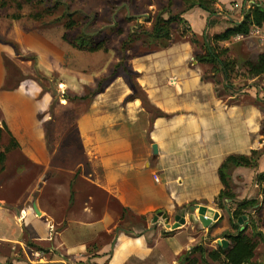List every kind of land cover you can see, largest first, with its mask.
I'll use <instances>...</instances> for the list:
<instances>
[{
	"label": "crops",
	"instance_id": "crops-1",
	"mask_svg": "<svg viewBox=\"0 0 264 264\" xmlns=\"http://www.w3.org/2000/svg\"><path fill=\"white\" fill-rule=\"evenodd\" d=\"M196 12L194 19L186 13L185 21L199 36L209 22L204 11ZM168 47L130 59L151 104L168 117L153 119L126 81L115 77L76 119L67 138L78 142L61 161L59 150L47 147L46 126L53 122L45 113L49 94L41 96L39 87L30 86L22 94V85L0 94V129L5 124L19 145V176L39 171L33 182L5 179L7 166L14 165L6 154L0 166V244L26 251L28 232L21 220L38 217L36 206L41 213L36 221L51 225L50 251L62 256L49 260L36 249L35 264H175L176 256L189 249L195 238L188 232L163 236L150 228L136 233L119 227L156 213L171 216L175 224L184 216L180 210L195 206L219 212L216 200L224 190L219 170L229 156H251L264 148V113L248 102L220 98L215 84L202 80L207 66H190L195 60L191 43ZM259 163L258 173L237 168L233 178L244 171L248 182L253 173H264V155ZM183 234L184 243L178 242Z\"/></svg>",
	"mask_w": 264,
	"mask_h": 264
},
{
	"label": "rangeland",
	"instance_id": "rangeland-1",
	"mask_svg": "<svg viewBox=\"0 0 264 264\" xmlns=\"http://www.w3.org/2000/svg\"><path fill=\"white\" fill-rule=\"evenodd\" d=\"M186 1L0 0V94L13 92L19 85H22V94L26 92V87L35 89L39 87V91L43 94L41 96L49 94V108L45 113L52 118L53 122L46 126L47 147L49 152L58 149L57 161H61L62 157L68 155L69 146L76 145L78 142L76 138H67V135L72 128L74 129L76 119L89 110L94 98L90 94L97 90L101 91L100 93L104 91L114 79L111 75L120 63L128 65L131 69L130 59L133 57L155 51H165L173 43H191L194 48L195 60L193 62L195 64L191 63L190 66H197L196 58L206 53L204 45L206 38L211 41L213 37L224 33L234 24L243 22L246 12L252 6L256 4L264 6V0H215L212 5L217 10V16L201 9L206 13L207 23L215 24L202 31L198 28L201 35H195L190 23L178 21L172 24L170 41L152 43L147 39L145 32L153 30L159 16L165 20L178 16L185 20L186 13L190 16L189 19L197 17L196 10L199 8L189 9ZM72 23L74 26L70 28L69 25ZM91 37L95 44L102 43L104 48L97 52H89L74 47L77 40H90ZM194 38L198 40V44L194 43ZM219 46L220 49L229 50L228 58L240 65L243 61L264 53V29L258 33L252 31L246 38L237 37L229 42L220 43ZM205 66L208 70L204 67L203 78L207 79L205 81H210L206 77L211 76L213 68L210 65ZM83 76L91 80L86 83L87 85L84 83ZM119 76L126 83L128 82L129 77L124 74L122 69L118 70L117 77ZM214 81L217 82L219 92L224 94L223 99L229 104L240 105L246 102L251 104L257 97L264 99V76L249 80L246 71L238 68L232 74L231 80L227 81V84L231 86V90L228 91L224 90L225 81L221 74ZM216 94L218 95L217 91ZM85 96L88 99H82ZM231 96L234 98L231 99ZM22 97L23 100L26 99V97ZM62 102L68 103V105L64 106ZM52 129H55L53 134ZM10 140V136L4 131L1 143L3 145L0 147V151L4 152L10 147ZM18 150L11 148L8 152L12 156L10 158H14V162H12L14 165L7 166V171H5L7 174L4 175V178L16 179L15 182L22 180L33 182L35 177H39L38 170H29L22 177L19 176L17 169L19 160L15 152ZM260 151L264 152V148ZM26 167L29 168V166ZM251 170L256 174L260 169ZM234 172L235 170L232 173V178ZM242 172L232 179L231 192L234 199L223 201L222 208L219 206L220 203L217 204L218 211L223 217L208 229H201L197 214H195L194 220H191L192 214L188 208L178 212L185 216L186 222L184 226L177 229H172L176 223L171 224L172 228L169 229L159 213L143 218H134L129 225H120L119 229L126 228L140 233L146 228H150L157 233H162L163 236L188 232L192 234L195 241H192L193 244L188 250L181 251L176 256L175 264H190L184 263L183 258L190 252L189 250L198 245H204L208 251L217 250L219 239L227 234L236 235L240 231L247 230V234L252 235V224L259 231L264 229V183L259 185L256 182L259 174L255 175L254 173L246 182L245 172ZM251 200L258 201L259 205L246 212L248 220L242 226L234 219L233 212L240 203ZM38 218L39 216H32L28 220L20 219L28 232V240L25 242L26 251L22 247L13 248L0 244L1 263L35 264L32 259L36 249L42 250L49 260L56 261L62 256L58 251H53V253L50 251L52 243L49 236L50 222L48 220L36 221L39 220ZM125 219H128L127 216ZM169 219L171 222V216ZM234 224L239 226L240 230H235ZM30 225H33V228H30ZM244 227L245 230L242 231ZM166 231L173 233L166 235ZM185 234L179 236L177 241L184 243L187 236ZM83 237L80 242L88 236ZM169 258L173 260L172 257ZM191 258L197 259L198 264H225L224 261L214 263L207 256L195 253L191 255ZM63 259L67 260L68 258L63 257ZM67 261L74 264V261ZM254 262L264 264V246L262 244L256 252Z\"/></svg>",
	"mask_w": 264,
	"mask_h": 264
},
{
	"label": "trees",
	"instance_id": "trees-1",
	"mask_svg": "<svg viewBox=\"0 0 264 264\" xmlns=\"http://www.w3.org/2000/svg\"><path fill=\"white\" fill-rule=\"evenodd\" d=\"M215 3V0H187L186 4L189 5V9L199 8L205 12L217 16V10L212 4ZM186 22L181 16L176 18H169L165 20L162 16H159L154 24L153 30L145 32L147 39L152 43H160L163 41L171 40V27L174 22ZM215 24L210 23L209 27L214 26ZM70 28L74 26V23L69 25ZM254 29H264V6L256 4L249 9L245 16L244 21L240 24H234L232 28L227 29L224 33L216 35L212 40L206 38L205 49L206 53L204 55L198 56L196 61L202 65L212 66L211 76L206 77L208 80L216 84V91L218 96L222 98L224 94L220 93L218 90L217 82L214 81L221 74L225 84L224 90H231V86L227 84V81L231 80L232 74L238 69H244L247 73L249 80H254L264 76V53L256 55L249 60L243 61L238 65L235 61L228 58L229 50L220 49L219 44L224 42H229L237 37L246 38L250 36ZM195 44H198L196 38L193 39ZM103 44H95L92 37L90 40L79 39L77 40L74 47L78 48L81 51L97 52L104 48ZM122 69L124 74L129 77L128 85L133 91L134 98L140 99L143 103L144 108L151 114L152 118H162L168 117V115L162 113L156 107H154L145 91L141 88L138 83L139 74L132 71L128 65L120 63L112 73V77L115 78L118 75V70ZM203 80H207L203 78ZM101 91L97 90L90 94L91 97H94L96 94ZM232 97V96H231ZM82 99H88L87 96L82 97ZM250 104V103H249ZM250 105L256 106L263 111L264 100L260 98H255V102ZM4 129H0V147H2V140L4 131L10 136V147L5 150V152H0V166L4 164L6 159V154L13 150H18L19 145L13 136L10 134L7 126L3 124ZM262 135H264V124L262 126ZM264 155L263 151H253L251 156H241V155H232L229 156L221 166L219 170L220 180L224 187V190L221 192L220 196L216 200V204L220 203V208H222L223 201L233 200V195L231 192V186L233 182L232 173L237 168H248L255 169L259 166V161ZM257 183L260 185L264 183V173L257 176ZM259 205V202L256 200L244 201L238 205L236 210L233 212V217L236 221L240 218L247 217L246 212L255 208ZM235 230H240V227L236 224L233 225ZM252 235L247 234V230L244 232H238L236 235L227 234L223 238L226 239L229 243L228 247L219 246L217 250L208 251L204 245H198L197 247L190 250V252L184 256L183 262L190 264H198L197 259L191 258V255L200 254L201 256H207L212 262L219 263L224 261L225 264H256L254 259L256 257V252L259 246L262 244L264 246V234L260 232L257 227L251 225Z\"/></svg>",
	"mask_w": 264,
	"mask_h": 264
},
{
	"label": "water",
	"instance_id": "water-1",
	"mask_svg": "<svg viewBox=\"0 0 264 264\" xmlns=\"http://www.w3.org/2000/svg\"><path fill=\"white\" fill-rule=\"evenodd\" d=\"M154 152H155V154L158 153L156 147H154ZM34 208H35L36 214L38 216H41V213L38 211L37 207L34 206ZM190 213L192 214L191 220H194L195 214L198 215L199 222H200V224L202 226L201 229H208L209 227H211L213 225V223L218 222L222 218L221 214L219 212H216L215 210L210 209L207 206H195V207H192ZM161 215L164 218L165 224L167 225V227L169 229H171L172 226H171V224L169 222L168 216L160 214V216ZM247 220H248V218L245 216L243 218H240L238 220V223L240 225L244 226L246 224ZM185 222H186L185 216L178 217L177 218V223L172 229L180 228L182 225L185 224ZM244 230H245V227L242 229V231H244ZM218 244H219V246H222V247H225V248H227L228 245H229L227 240L220 241ZM0 264H2V263L0 262Z\"/></svg>",
	"mask_w": 264,
	"mask_h": 264
}]
</instances>
